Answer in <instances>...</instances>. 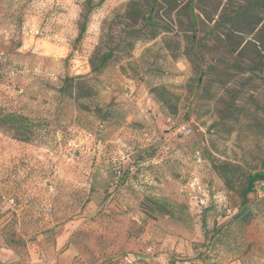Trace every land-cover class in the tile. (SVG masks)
<instances>
[{
    "label": "rangeland",
    "instance_id": "rangeland-1",
    "mask_svg": "<svg viewBox=\"0 0 264 264\" xmlns=\"http://www.w3.org/2000/svg\"><path fill=\"white\" fill-rule=\"evenodd\" d=\"M159 2L0 0V264L60 238L74 264H264V198L240 195L264 175V22Z\"/></svg>",
    "mask_w": 264,
    "mask_h": 264
},
{
    "label": "trees",
    "instance_id": "trees-1",
    "mask_svg": "<svg viewBox=\"0 0 264 264\" xmlns=\"http://www.w3.org/2000/svg\"><path fill=\"white\" fill-rule=\"evenodd\" d=\"M163 2H166L168 5L171 6V10L176 9H187L190 16L192 23L195 22V17L192 16L195 8L197 6L196 0H179V6L177 4L173 3L172 0H162ZM197 1H204V0H197ZM206 1V0H205ZM239 3L238 7L235 11H232L228 14H225V18H223L222 22L216 25L214 28L218 29L225 23H230L232 29L235 33L241 34V32H244V28L249 26V28L252 30V32H255L257 27L261 25L264 22V0H235ZM153 8L150 10V12L154 10V8L160 3L159 0H153ZM151 15V13H150ZM87 23H84L80 30V36L78 40L82 39L84 36V33L86 32ZM242 69V68H241ZM67 80V86L74 87L75 84L79 80L74 79H66ZM79 83V82H78ZM77 83V85H78ZM67 90V89H66ZM79 91H83V88H77ZM88 97V96H85ZM1 122L10 127L16 134L24 135L25 137L28 134H32L33 130V123L28 122V120L21 116H11V117H5L1 119ZM236 168L234 166H227L218 169L219 174L222 176L223 180L226 182V185L230 187V178L232 177L233 173H235ZM264 178V175H254L253 177H250L247 181L248 184L245 187L244 190L240 192V195L242 196L245 202L249 201V195L255 194L256 192V185L257 188L260 185L262 179ZM151 203V207H155L159 213L165 216H170L173 214L175 206L172 203L167 202L166 200L162 199H151L149 200ZM144 210H147L145 205L143 206ZM244 210L241 211L239 216H244Z\"/></svg>",
    "mask_w": 264,
    "mask_h": 264
},
{
    "label": "crops",
    "instance_id": "crops-1",
    "mask_svg": "<svg viewBox=\"0 0 264 264\" xmlns=\"http://www.w3.org/2000/svg\"><path fill=\"white\" fill-rule=\"evenodd\" d=\"M65 244L66 238L56 240L50 247L42 241L39 249L30 252L27 262L29 264H74L75 253Z\"/></svg>",
    "mask_w": 264,
    "mask_h": 264
},
{
    "label": "built area",
    "instance_id": "built-area-1",
    "mask_svg": "<svg viewBox=\"0 0 264 264\" xmlns=\"http://www.w3.org/2000/svg\"><path fill=\"white\" fill-rule=\"evenodd\" d=\"M258 197L264 198V179L261 181L260 185L257 188Z\"/></svg>",
    "mask_w": 264,
    "mask_h": 264
}]
</instances>
